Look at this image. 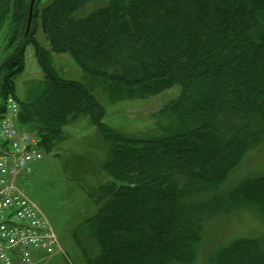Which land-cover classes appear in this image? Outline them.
Masks as SVG:
<instances>
[{
  "label": "trees",
  "instance_id": "obj_1",
  "mask_svg": "<svg viewBox=\"0 0 264 264\" xmlns=\"http://www.w3.org/2000/svg\"><path fill=\"white\" fill-rule=\"evenodd\" d=\"M41 2L34 21L47 47L35 35L10 47L4 25L12 14L0 0L10 50L0 66V113L32 44L43 79L19 101L16 124L41 136L46 151L81 118L108 142L102 168L112 179L89 191L95 210L80 223L93 237L86 264H191L205 223L245 207L264 219V171L223 185L247 150L264 145V0ZM51 53H68L112 102L174 92L155 113L165 130L108 125L88 85L56 75ZM202 262L264 264V231Z\"/></svg>",
  "mask_w": 264,
  "mask_h": 264
},
{
  "label": "rangeland",
  "instance_id": "obj_2",
  "mask_svg": "<svg viewBox=\"0 0 264 264\" xmlns=\"http://www.w3.org/2000/svg\"><path fill=\"white\" fill-rule=\"evenodd\" d=\"M46 1L42 0L41 4L44 5ZM38 30L37 26L36 32ZM2 34L3 30L0 32V66L10 52ZM35 34L37 41L47 47L43 34ZM24 56V69L14 81L13 95L19 101L32 96L34 87L43 79V71L32 44L25 47ZM49 63L59 77L82 81L90 87L94 97L106 110L104 121L113 128L128 134L162 133L165 130L162 127L167 123L166 118L156 117L155 113L174 95L171 90L155 96L112 102L103 90L101 81L87 75L68 53H51ZM108 147V142L96 127L87 118H81L65 125L61 142L52 151L42 150V158L30 163L31 171L21 173L19 186L36 202L50 223L60 247L57 252L33 250L36 264H86V257L94 249L91 248L93 237L87 226L80 223L95 210L89 191L112 179L102 168L108 156ZM262 171L264 145L247 150L223 185H236ZM263 231L264 219L254 208H239L217 216L203 226L195 249L196 257L191 264L204 261L228 241L255 237Z\"/></svg>",
  "mask_w": 264,
  "mask_h": 264
},
{
  "label": "built area",
  "instance_id": "obj_3",
  "mask_svg": "<svg viewBox=\"0 0 264 264\" xmlns=\"http://www.w3.org/2000/svg\"><path fill=\"white\" fill-rule=\"evenodd\" d=\"M7 106L8 115L0 120V264H33L30 248L49 249L56 239L36 203L18 186L21 170L39 157L38 140L16 129L11 98Z\"/></svg>",
  "mask_w": 264,
  "mask_h": 264
},
{
  "label": "flooded vegetation",
  "instance_id": "obj_4",
  "mask_svg": "<svg viewBox=\"0 0 264 264\" xmlns=\"http://www.w3.org/2000/svg\"><path fill=\"white\" fill-rule=\"evenodd\" d=\"M19 1L21 4L22 0H4L5 3L3 4V7L6 5V11L9 12L10 15L12 14L11 16L9 15L12 18L6 19L4 25L7 33H9L7 44L10 47L20 46L27 40L32 41L33 35H35L34 33L36 32L34 13L36 12V8H38L41 0H23L22 9L17 8ZM15 16H17L18 21Z\"/></svg>",
  "mask_w": 264,
  "mask_h": 264
},
{
  "label": "crops",
  "instance_id": "obj_5",
  "mask_svg": "<svg viewBox=\"0 0 264 264\" xmlns=\"http://www.w3.org/2000/svg\"><path fill=\"white\" fill-rule=\"evenodd\" d=\"M22 128H23V127H22ZM22 128L19 127V129H22ZM22 130H23V129H22Z\"/></svg>",
  "mask_w": 264,
  "mask_h": 264
}]
</instances>
